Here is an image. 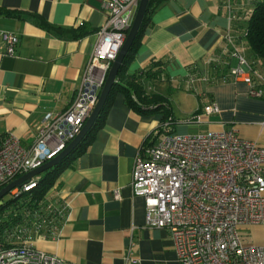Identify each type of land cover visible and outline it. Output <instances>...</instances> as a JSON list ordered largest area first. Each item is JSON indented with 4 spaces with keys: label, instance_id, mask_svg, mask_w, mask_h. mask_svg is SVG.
Returning a JSON list of instances; mask_svg holds the SVG:
<instances>
[{
    "label": "crops",
    "instance_id": "0c3cea01",
    "mask_svg": "<svg viewBox=\"0 0 264 264\" xmlns=\"http://www.w3.org/2000/svg\"><path fill=\"white\" fill-rule=\"evenodd\" d=\"M258 1L232 0L231 11L228 0H165L153 11L128 73H141L152 60L166 64L163 80L142 82L146 92L167 98L172 120L162 111L140 113L117 93L87 150L50 193L55 205L69 203L66 215L59 224L42 221L32 233L34 247L57 256L59 264H124L132 241L138 261L129 264H180L170 231L146 225L145 198L131 186L134 160L144 143L168 132L234 128L264 146V95L251 96L250 85L230 74L239 60L226 40L228 33L234 37L261 84L264 72L255 69L259 60L245 39ZM0 10L23 14H0V137L13 132L30 145L46 117L73 102L107 11L103 0H0ZM41 19L63 31L45 28ZM6 32L19 37L13 56L6 54ZM212 102L219 112L186 123ZM240 234L245 243L264 246V223L243 225Z\"/></svg>",
    "mask_w": 264,
    "mask_h": 264
},
{
    "label": "built area",
    "instance_id": "2783aa9c",
    "mask_svg": "<svg viewBox=\"0 0 264 264\" xmlns=\"http://www.w3.org/2000/svg\"><path fill=\"white\" fill-rule=\"evenodd\" d=\"M107 11L85 78L71 105L49 115L39 125L34 142L24 145L13 132L0 137V189L21 175L53 159L77 136L94 110L112 64L123 46L136 16L140 0H103ZM232 11V0H228ZM6 54L13 56L18 35L4 33ZM226 40L239 60L231 67L235 80L250 85V95H264V78L255 82L252 67L236 48L234 37ZM220 111L216 102L203 107L186 123H202L203 114ZM33 177L11 191L13 196L37 186ZM132 190L146 202V225L170 231L180 264H264V246L245 243L243 225L264 223V146L240 137L234 128L197 133L168 132L152 143H144L134 160ZM115 196L120 198L119 190ZM49 208L64 217L66 200L50 202ZM18 234L17 245L0 242V264H59L61 260L32 245V233ZM132 240L133 233L130 232ZM124 253V264L138 261L132 241Z\"/></svg>",
    "mask_w": 264,
    "mask_h": 264
},
{
    "label": "trees",
    "instance_id": "16d2710c",
    "mask_svg": "<svg viewBox=\"0 0 264 264\" xmlns=\"http://www.w3.org/2000/svg\"><path fill=\"white\" fill-rule=\"evenodd\" d=\"M164 1L149 0L138 35L125 56L107 102L83 140L59 164L38 175L39 180L36 187L28 192L13 196L8 202L0 203V242L6 245H17L20 242L17 239V235L28 233L34 229V223L39 221L60 223L62 216H59L56 210L49 208L50 193L56 187L61 173L87 150L95 131L103 123L107 109L117 93H123L128 104L140 113L162 111L166 114V118H169V101L167 98L161 94L146 92L142 82L144 81L142 79L147 77L154 82L163 80L166 64L160 60H152L141 73H128L129 63L140 44L145 28L149 25L151 14ZM3 12L23 17L22 13L0 10V14ZM39 23L49 30L55 32L63 31V29L55 28L42 19L39 20ZM72 33L75 36L83 34V32H75V30ZM245 39L251 54L258 60L264 61V0L256 2L250 10L245 27ZM261 85L263 86L264 84L262 83ZM169 120H172V118H169Z\"/></svg>",
    "mask_w": 264,
    "mask_h": 264
},
{
    "label": "water",
    "instance_id": "95a60500",
    "mask_svg": "<svg viewBox=\"0 0 264 264\" xmlns=\"http://www.w3.org/2000/svg\"><path fill=\"white\" fill-rule=\"evenodd\" d=\"M148 3H149V0H140L139 7L137 10L136 16L134 18V21L132 23V26L128 31L126 40L123 46L121 47L119 54L117 55L116 59L114 60L112 64L111 70L108 74L106 83L100 93L97 104L94 110L92 111L91 115L89 116V118L86 120L80 132L66 146V148L63 151H61L57 156H55L53 159L41 165L40 167L33 169L21 175L20 177L12 180L8 184H6L2 189H0V201L7 193L11 192L14 188L21 186L24 182L31 180L33 177H36L40 175L41 173L45 172L46 170L59 164L64 158H66L76 148V146L83 140L86 134L90 131V129L96 122L100 112L104 108L107 102V99L109 97V94L111 92V89L117 80V76L121 68V65L125 59V56L129 52L131 46L133 45L138 35V32L142 25L145 13L147 11Z\"/></svg>",
    "mask_w": 264,
    "mask_h": 264
},
{
    "label": "rangeland",
    "instance_id": "374dc122",
    "mask_svg": "<svg viewBox=\"0 0 264 264\" xmlns=\"http://www.w3.org/2000/svg\"><path fill=\"white\" fill-rule=\"evenodd\" d=\"M255 69H257L259 72L263 73L264 72V61L259 60V64L258 66H255ZM264 74V73H263ZM199 132L198 130H191L190 133H197ZM13 198V195L11 194V192L7 193L0 201L1 202H8L9 200H11Z\"/></svg>",
    "mask_w": 264,
    "mask_h": 264
}]
</instances>
